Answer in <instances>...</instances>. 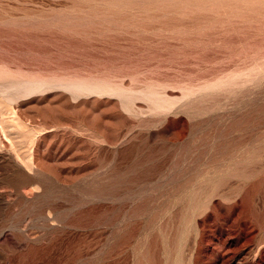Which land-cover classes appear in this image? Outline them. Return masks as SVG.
I'll return each instance as SVG.
<instances>
[{"label": "rangeland", "instance_id": "rangeland-1", "mask_svg": "<svg viewBox=\"0 0 264 264\" xmlns=\"http://www.w3.org/2000/svg\"><path fill=\"white\" fill-rule=\"evenodd\" d=\"M0 264H264V0H0Z\"/></svg>", "mask_w": 264, "mask_h": 264}, {"label": "bare ground", "instance_id": "bare-ground-1", "mask_svg": "<svg viewBox=\"0 0 264 264\" xmlns=\"http://www.w3.org/2000/svg\"><path fill=\"white\" fill-rule=\"evenodd\" d=\"M75 86V85H74Z\"/></svg>", "mask_w": 264, "mask_h": 264}]
</instances>
